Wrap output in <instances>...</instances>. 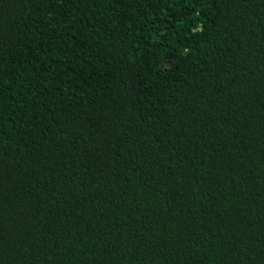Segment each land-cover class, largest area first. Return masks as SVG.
<instances>
[{
    "label": "trees",
    "instance_id": "obj_1",
    "mask_svg": "<svg viewBox=\"0 0 264 264\" xmlns=\"http://www.w3.org/2000/svg\"><path fill=\"white\" fill-rule=\"evenodd\" d=\"M0 264H264V0H0Z\"/></svg>",
    "mask_w": 264,
    "mask_h": 264
}]
</instances>
